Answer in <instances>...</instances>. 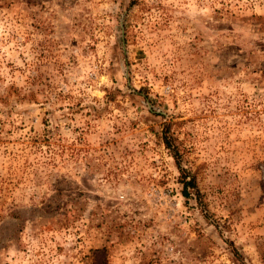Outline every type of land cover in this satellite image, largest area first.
I'll return each mask as SVG.
<instances>
[{
  "label": "rangeland",
  "instance_id": "obj_1",
  "mask_svg": "<svg viewBox=\"0 0 264 264\" xmlns=\"http://www.w3.org/2000/svg\"><path fill=\"white\" fill-rule=\"evenodd\" d=\"M0 264H264V0H0Z\"/></svg>",
  "mask_w": 264,
  "mask_h": 264
},
{
  "label": "trees",
  "instance_id": "obj_2",
  "mask_svg": "<svg viewBox=\"0 0 264 264\" xmlns=\"http://www.w3.org/2000/svg\"><path fill=\"white\" fill-rule=\"evenodd\" d=\"M162 143L165 148H167L171 152V156L175 162L176 168L180 174V183H181V192L182 195L187 197L189 194L193 193L195 190L196 192V185L194 182V176L193 175H187L184 172V169L181 167L180 162H179V157L178 153L174 151V146L171 143V140L166 136V133L163 132L162 135ZM234 254L237 259L240 260V256L234 251Z\"/></svg>",
  "mask_w": 264,
  "mask_h": 264
}]
</instances>
